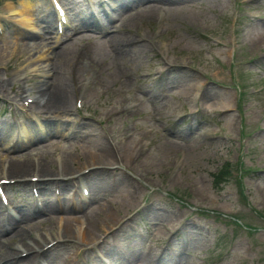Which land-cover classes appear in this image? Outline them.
Returning <instances> with one entry per match:
<instances>
[{"label":"rangeland","instance_id":"374dc122","mask_svg":"<svg viewBox=\"0 0 264 264\" xmlns=\"http://www.w3.org/2000/svg\"><path fill=\"white\" fill-rule=\"evenodd\" d=\"M61 1L72 21L57 35L45 0H0V127L17 92L35 98L40 80L66 92L67 112L41 116L44 131L15 153L45 157L48 175L55 156L71 155L68 176L86 172V201L74 202L97 220L94 239L69 238L46 261L98 264L102 253L113 264H264V0H111L97 20L83 0ZM8 4L34 23L49 16L51 28L25 33ZM35 53L44 58L34 64ZM10 143L4 136L0 153ZM43 182L38 213L28 182L5 186L22 208L12 222L30 235L51 231L58 214L53 182ZM70 183H56L66 205Z\"/></svg>","mask_w":264,"mask_h":264},{"label":"bare ground","instance_id":"6f19581e","mask_svg":"<svg viewBox=\"0 0 264 264\" xmlns=\"http://www.w3.org/2000/svg\"><path fill=\"white\" fill-rule=\"evenodd\" d=\"M21 4L24 5V1H22ZM7 8L10 11H13L12 6L8 5ZM150 12H151L150 10H148V12H146L147 17H150ZM37 20L38 21H36V23L33 25V22H32L33 20H31L30 17H27L26 15H22L20 23L22 24L23 27H26L29 30H36V26L38 28V26H40V25H42V27H45V28H51V26H52V20H51V18H49V16H43V17H41V19L37 18ZM57 55H59L60 58H62L63 56L66 57V52H64V54L62 55L61 50H60L57 52ZM37 58L38 59L42 58V56L39 54V55H37ZM48 84H49L48 81L40 80L38 82L37 86L34 87V89L36 91L35 94L37 95L36 96L37 99L35 100L36 106L38 108L43 109L44 113L41 115L50 114L52 118H56L58 115H61L62 113L67 112V109L65 107H66V104L68 102V95L61 88H58L57 85H54L53 87H49ZM58 124H60V123H58V121L51 124L53 126V127H51L52 132L55 133L62 128V125L60 124L58 126ZM3 135L4 134L2 133L0 136V140L2 138H4ZM32 139H34V137L31 138L30 134L26 138L27 141L32 140ZM109 153L105 152L101 156V158H103L104 160L109 159L110 158ZM17 157H19V156H13V155L9 156V159L7 160V165L2 170L3 178L8 179V177H10L11 175H15L17 177L32 176V177H36V178L46 180V176H51L54 179L50 178L48 180H51V182L55 181V183H57V184L59 183V181H62V180H65L67 185L69 184V182H72L73 185H71V186L73 187L74 190L76 187L74 179H76L77 182L79 180H81V181L83 180V176H81L80 174L72 175L75 177L67 176V175H71L73 173V171H68L69 167H67L68 166L67 160L70 161L72 159L71 155H68V154L65 155L67 160H64L63 157H60L59 162H60L61 166H60V168L55 170L54 174H51V175H48L47 172L45 171L48 168L47 160L45 159V157L37 158L36 161H34V159H30V160L28 159L29 161H27L26 158L21 159V157H19V158H17ZM66 176H67V178H66ZM13 178H15V177H13ZM41 191L43 192L42 189H41ZM7 194H8V192H7ZM71 195H72L71 196L72 200L68 205L63 204V202L60 201V205H62V207H57V208L55 207V211L60 210L64 214V216H61V217H65V218H62V220L59 221L55 225V231L52 233L43 232V233L35 234L37 236H33V237L30 236V233H32L31 230L24 228L21 221L14 225V223L12 222V220L10 218L11 212L8 210V207L6 205H3V208H2L1 203H0V206L2 208V212L0 211V215H1V217H0V231L1 230L3 231V233L0 236V264H14L13 260H18L19 258H22L20 260L23 261V264H38L39 256L46 254L44 249L46 248V246H45L46 243L49 241H53L56 239H57L56 242L57 241H68L66 239L75 238L78 242H80V241H83L85 239H89L88 236H91V239H94L93 235L95 234V226L97 224V220L93 219L92 221H89V219L87 218V214L82 213L85 217L86 222H87V220H88V222H87L86 226L81 225L82 221L79 219V217H81L82 214L79 217L76 215L78 203L74 202V196H73V194H71ZM65 206H66V209H65ZM14 208L17 210L19 209V211L22 212V210H21L22 208H19L16 205H14ZM24 208H25V205H24ZM24 208H23V212L25 213L26 208H25V210H24ZM64 210H66V211H64ZM108 210L109 209H107L105 211L108 213L107 214V216L109 217L108 219H110L111 217L114 216V212L108 211ZM107 216H106V218H107ZM72 220H74L75 222ZM6 223H9L10 226H8V229L12 228V231L13 230L16 231L17 228H20L21 239H19L17 244H14L10 240H6V239H10L8 237L11 233V231L6 232V229H5ZM11 235H13V234H11ZM57 245H60V243H58ZM95 246H97V245H95ZM42 251H44V253H42L41 255L38 256V252H42ZM23 252H24V255L21 256V253H23ZM47 255H46V257H47ZM54 258L55 257H53L52 260ZM8 259H11V260H8ZM77 259L78 258L73 255V258H72L73 263H74V261H77ZM48 264H49V262H48Z\"/></svg>","mask_w":264,"mask_h":264},{"label":"trees","instance_id":"16d2710c","mask_svg":"<svg viewBox=\"0 0 264 264\" xmlns=\"http://www.w3.org/2000/svg\"><path fill=\"white\" fill-rule=\"evenodd\" d=\"M223 177H224V172L222 170L217 171V173L213 174V181L217 183V180H218V183H219L221 179H223Z\"/></svg>","mask_w":264,"mask_h":264}]
</instances>
